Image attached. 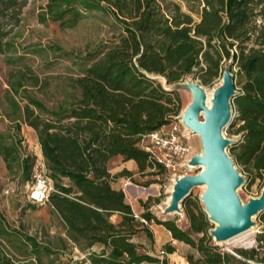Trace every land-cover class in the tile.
Wrapping results in <instances>:
<instances>
[{"label":"trees","instance_id":"obj_1","mask_svg":"<svg viewBox=\"0 0 264 264\" xmlns=\"http://www.w3.org/2000/svg\"><path fill=\"white\" fill-rule=\"evenodd\" d=\"M24 5V0H0V54L5 65L22 63L23 55L11 59L6 53L11 48L8 36L19 25ZM90 11L108 15L112 31L81 58L78 72L67 77L64 101L48 108L28 94L16 99L23 73L10 83L14 93L9 96L10 125L0 131V158L6 170L19 184L30 182L36 156L21 144L20 125H26L35 133L50 180L46 204L61 224L59 243L65 248L69 242L84 254L76 264H168L165 257L132 240L139 231L151 240L145 224L150 222L190 248L184 254L187 264L263 262L264 227L255 236V247L222 251L212 243L197 197L188 195L180 203L185 229L173 219L156 218L148 209L149 199L139 201L141 211L135 214L123 191L110 185L107 163L119 157L121 162L133 161L140 175L163 172L138 142L141 135L158 130L178 114L177 91L165 85L188 76L207 84L230 61L236 90L230 102V130L238 137L228 145V154L251 182L264 185V0H46L45 4V16L61 27L72 26ZM114 176L130 179L131 171L121 168ZM111 214L117 215L116 222L110 221ZM258 219L264 223V211ZM94 245L98 251L91 249ZM6 246L20 251L22 264H42L41 256L55 252L47 242L6 229L0 215V264H15L4 252ZM160 249L170 254L174 246L166 241Z\"/></svg>","mask_w":264,"mask_h":264},{"label":"rangeland","instance_id":"obj_2","mask_svg":"<svg viewBox=\"0 0 264 264\" xmlns=\"http://www.w3.org/2000/svg\"><path fill=\"white\" fill-rule=\"evenodd\" d=\"M24 1L25 5L21 10L19 25L8 36L11 48L6 53V57L11 59L23 55L22 63L5 65L0 54V131L5 130L10 125L11 104L9 96L14 95L13 91L9 90L10 83H15L20 74L23 73L24 75L21 79L23 84L17 90L18 94L15 98L18 99V95L28 94L48 108H53L64 101L65 93L68 91L67 77L78 72L80 62L83 61L81 58L106 40L112 31L110 17L101 11L83 12L72 26L61 27L57 22L50 21L45 16L46 0ZM229 62H225L222 67L224 68ZM25 67H29L30 71L26 72ZM220 79L221 73L209 83L202 84L197 78L188 76L183 81L165 85V87L180 86L176 91L180 103L178 115H181L183 109L191 101L190 91L182 85L192 82L199 85L205 93H210L216 88ZM159 80L163 84V81ZM4 113L9 117L5 116ZM232 120L233 112L231 109L230 122L222 129V134L233 142L238 135L230 130ZM19 135L25 150L27 149L32 153L36 151V136L30 127L20 125ZM189 144L194 152L202 153L197 135H190ZM226 152L228 154V146ZM121 165L122 162L119 157L109 159L107 167L110 175H112L110 185L123 191L126 202L129 203L135 214L141 211L139 201L149 199L147 202L148 209L156 218L160 220L173 219L178 227L182 229L187 227V220L180 206L178 212H164L172 185L171 177L165 170L147 176L136 173L134 166L130 163ZM121 167L131 171L130 179L125 176H114ZM234 167L243 178L242 184L235 189L240 203L243 204L248 199L258 196L263 185H260L257 180L251 182L238 165L234 164ZM198 171L200 168L192 169L187 174H194ZM29 184L30 182L19 184L14 174H10L6 170L0 158V215L6 223V229L17 230L25 235L34 236L39 242L49 243L50 248L55 252L49 257L41 256L42 264H49V260H52V264H76L77 261L84 259V254L69 242H66L65 248L61 247L58 239L63 237V233L59 220L49 211L46 202L34 204L28 200ZM204 187H193L188 194L192 198L197 197L202 208L199 196ZM154 198H158L157 203L153 201ZM259 213L251 217L253 224L248 229L218 242L216 245L220 250L233 252L234 248L255 247V236L264 227V223L258 219ZM109 219L116 222L118 217L111 214ZM145 224L152 232V239L149 240L142 231H139L132 237V240L141 243L147 252L157 255L159 258L165 257L168 264H176L179 256L183 258L184 254L190 251V248L184 243L172 240L170 234L167 240L163 239L161 225L152 222ZM214 225L208 220V233ZM12 237L15 236L12 234ZM166 241H170L174 246V251L170 254H162L160 249ZM11 242L17 244L16 241L12 240ZM212 243H214L213 239ZM91 249L98 251L99 247L94 245ZM3 250L15 264H22L23 257L19 250L7 246ZM260 264H264V261Z\"/></svg>","mask_w":264,"mask_h":264},{"label":"water","instance_id":"obj_3","mask_svg":"<svg viewBox=\"0 0 264 264\" xmlns=\"http://www.w3.org/2000/svg\"><path fill=\"white\" fill-rule=\"evenodd\" d=\"M220 80L209 107L205 106L206 93L199 85L192 82L182 85L190 91L191 101L183 109L180 119L192 134L198 136L202 149V153L191 157L189 164L194 169L200 168V171L174 179L169 202L164 209L166 213L178 212L181 201L193 187L205 186L199 199L207 219L215 224L209 231L215 244L248 229L253 224L251 217L264 209V185L258 196L243 204L235 193L243 178L226 152L232 140L222 134V129L230 122V102L236 93L230 63L223 68Z\"/></svg>","mask_w":264,"mask_h":264},{"label":"built area","instance_id":"obj_4","mask_svg":"<svg viewBox=\"0 0 264 264\" xmlns=\"http://www.w3.org/2000/svg\"><path fill=\"white\" fill-rule=\"evenodd\" d=\"M180 117L181 115L177 114L173 120L162 125L158 130L141 135L138 142L139 147L147 151L150 157L170 175L172 185L175 178L186 175L194 169L189 161L196 154L189 144L192 133L182 124ZM50 190L51 184L46 176L43 161L35 158L27 198L31 203L43 204Z\"/></svg>","mask_w":264,"mask_h":264},{"label":"crops","instance_id":"obj_5","mask_svg":"<svg viewBox=\"0 0 264 264\" xmlns=\"http://www.w3.org/2000/svg\"><path fill=\"white\" fill-rule=\"evenodd\" d=\"M35 148H37V149H36V151L33 152V154L36 156V159H39V160L42 161V157H41V155H40V150H39V147H38V145H37L36 137H35ZM26 151H28V150L26 149ZM28 152H29V151H28ZM127 163H130V164H132V165L134 166V162L131 161V160L126 161V162H122V165H121V166H123L124 164H127ZM121 168H124V167H121ZM134 168H135V167H134ZM113 215H115V216L117 217L116 214H113ZM110 221H111V220H110ZM111 222H112V221H111ZM161 227H162V226H161ZM158 230H160V229H158ZM161 234H162V238H163V239H166V240L168 239L169 232L166 231L163 227H162V230H161ZM176 262H177L176 264H187V262H186L184 256H183V258H182V256H179L178 259L176 260Z\"/></svg>","mask_w":264,"mask_h":264},{"label":"bare ground","instance_id":"obj_6","mask_svg":"<svg viewBox=\"0 0 264 264\" xmlns=\"http://www.w3.org/2000/svg\"><path fill=\"white\" fill-rule=\"evenodd\" d=\"M220 82H221V80L218 82V84H217L216 87H218V86L220 85ZM213 91H214V90H213ZM213 91L210 92V93H206V99H205V106H206V107H209V106H210V103H211V97H212V93H213ZM169 191H170V192H169V195H168L167 201H166V203H165L166 205H167L168 202H169V197H170V194H171V192H172V185H171Z\"/></svg>","mask_w":264,"mask_h":264}]
</instances>
